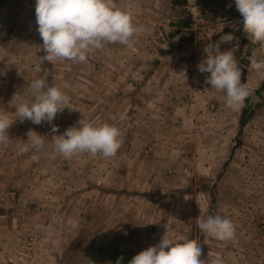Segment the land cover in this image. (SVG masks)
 <instances>
[{
    "label": "rangeland",
    "instance_id": "374dc122",
    "mask_svg": "<svg viewBox=\"0 0 264 264\" xmlns=\"http://www.w3.org/2000/svg\"><path fill=\"white\" fill-rule=\"evenodd\" d=\"M35 3L0 0V112L15 118L42 77L69 108L51 124L17 119L0 145V264H128L165 234L199 245L203 264H264V78L250 67L264 50L243 33L234 0H115L139 32L86 62L42 59ZM228 33L219 50L234 52L253 89L239 111L197 68ZM82 119L120 130L115 156L54 153L52 136ZM29 130L45 135L39 153L21 151ZM209 215L230 219L234 238L195 227Z\"/></svg>",
    "mask_w": 264,
    "mask_h": 264
},
{
    "label": "clouds",
    "instance_id": "9594fccd",
    "mask_svg": "<svg viewBox=\"0 0 264 264\" xmlns=\"http://www.w3.org/2000/svg\"><path fill=\"white\" fill-rule=\"evenodd\" d=\"M234 3L243 33L247 34L252 45L259 44L258 48L264 50V0H234ZM35 16L46 52L42 59L48 62L57 59L86 62L87 54L92 50L102 48L105 43L128 44L139 32L133 23L132 12L118 7L115 0H36ZM233 39L231 33L223 35L214 46L216 54L207 52L197 68L201 73L210 74L206 81L211 88L222 93L226 107L239 111L253 96V89L242 82V71L235 63L234 52L219 50V43ZM250 67L264 78V59L257 58L255 52L250 57ZM28 87L32 99L15 106V118L0 112V145L9 142V128L17 119L37 125L45 121L51 124L58 112L69 108L68 96L58 86L49 85L46 78L33 79ZM78 125L52 136L54 153L65 158L77 153H99L105 158L117 154L121 140L116 126L108 123L94 125L83 119ZM51 131L57 133L58 126L53 124ZM44 136L29 130L27 145L21 151L32 148L39 153L44 147ZM31 159L37 160L39 156L34 154ZM67 223L74 229L78 227V222L71 218ZM195 227L222 241L233 239L236 231L230 219L219 215L199 219ZM201 251L195 242L174 243L165 234L158 244L140 251L128 264H203ZM122 260L123 257H119L116 264H121Z\"/></svg>",
    "mask_w": 264,
    "mask_h": 264
},
{
    "label": "trees",
    "instance_id": "16d2710c",
    "mask_svg": "<svg viewBox=\"0 0 264 264\" xmlns=\"http://www.w3.org/2000/svg\"><path fill=\"white\" fill-rule=\"evenodd\" d=\"M180 24H185V23H180Z\"/></svg>",
    "mask_w": 264,
    "mask_h": 264
}]
</instances>
